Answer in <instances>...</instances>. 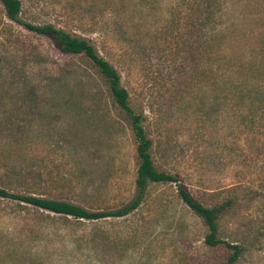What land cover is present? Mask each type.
Segmentation results:
<instances>
[{
    "label": "rangeland",
    "instance_id": "obj_1",
    "mask_svg": "<svg viewBox=\"0 0 264 264\" xmlns=\"http://www.w3.org/2000/svg\"><path fill=\"white\" fill-rule=\"evenodd\" d=\"M198 1L22 0V18L96 45L146 116L155 165L206 206L233 199L220 235L245 248L234 264H264V122L219 106L227 64L199 38ZM225 21L230 52L257 45L264 0H230ZM136 154L98 67L10 21L0 3V188L110 210L137 192ZM205 233L175 183H152L128 216L100 220L0 197V264H225L231 250Z\"/></svg>",
    "mask_w": 264,
    "mask_h": 264
},
{
    "label": "trees",
    "instance_id": "obj_2",
    "mask_svg": "<svg viewBox=\"0 0 264 264\" xmlns=\"http://www.w3.org/2000/svg\"><path fill=\"white\" fill-rule=\"evenodd\" d=\"M230 0H199L196 24L199 28V38L203 44L213 40L220 80L226 85L217 94L219 106L227 100L235 111H245L243 120L251 127L259 121L264 122V37L257 45H252L236 52L226 48V9ZM5 16L30 31L51 36L64 52L74 55L84 54L99 69L106 78L114 102L123 109L131 123L136 142L138 161L136 175L137 192L128 203L110 210H91L82 205L55 198H47L34 194L14 193L6 188H0V197L16 199L32 204L44 210L64 214L75 219L100 220L107 218H122L136 210L146 197L149 185L152 183H175L179 198L186 203L206 227L205 244L216 247L225 243L231 250L225 264H234L243 255L245 248L241 244L229 242L220 235V221L233 207L234 200L227 199L222 203L206 206L197 200L191 191L182 183L180 175L159 169L152 155L153 140L148 136L142 111H137L131 105L129 90L122 83L119 70L105 57L96 45L88 38L74 34L52 23L37 24L22 18V0H0ZM217 64V63H216Z\"/></svg>",
    "mask_w": 264,
    "mask_h": 264
}]
</instances>
